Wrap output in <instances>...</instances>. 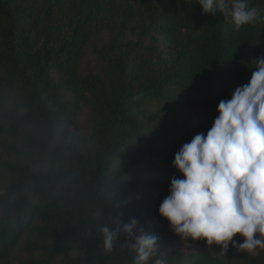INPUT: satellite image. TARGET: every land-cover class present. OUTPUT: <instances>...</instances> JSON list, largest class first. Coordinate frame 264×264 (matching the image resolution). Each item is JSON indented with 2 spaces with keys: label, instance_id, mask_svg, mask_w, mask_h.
<instances>
[{
  "label": "trees",
  "instance_id": "trees-1",
  "mask_svg": "<svg viewBox=\"0 0 264 264\" xmlns=\"http://www.w3.org/2000/svg\"><path fill=\"white\" fill-rule=\"evenodd\" d=\"M193 2L0 0V264H132L127 234L105 252L100 232L132 220L134 234L158 237L165 264H264V250L231 243L177 247L159 214L167 164L264 57V15L235 31ZM102 34L101 71L81 74ZM182 116L205 119L194 132Z\"/></svg>",
  "mask_w": 264,
  "mask_h": 264
},
{
  "label": "clouds",
  "instance_id": "clouds-1",
  "mask_svg": "<svg viewBox=\"0 0 264 264\" xmlns=\"http://www.w3.org/2000/svg\"><path fill=\"white\" fill-rule=\"evenodd\" d=\"M202 14L230 18L235 31L252 25L264 9L248 0H195ZM250 81L221 100L218 115L207 134L198 133L175 153L173 166L182 179L172 178L169 195L159 206L176 235L204 240L227 250L229 243L241 252L264 250V57H257ZM137 222L101 225L105 252H111L120 233L130 238L132 264H165L157 255L158 237L140 229ZM243 238L238 243L233 238Z\"/></svg>",
  "mask_w": 264,
  "mask_h": 264
},
{
  "label": "rangeland",
  "instance_id": "rangeland-1",
  "mask_svg": "<svg viewBox=\"0 0 264 264\" xmlns=\"http://www.w3.org/2000/svg\"><path fill=\"white\" fill-rule=\"evenodd\" d=\"M106 39V34H102L96 39H94L91 44L89 45L86 55L83 58L81 64H80V72L81 74H87L89 72H95L99 73L102 68V62L100 58L97 56L95 52V48L98 46H101L103 41ZM181 119L185 122H187L193 129L194 132L198 130L199 123L201 120L205 119V116H201L200 118H193L188 116H182ZM76 124L78 127V130L82 134H88L91 130V120H90V111L87 108H83L79 115L76 118ZM195 136V133L190 135L184 143L190 142L191 139ZM0 152L3 153L4 150L2 147H0ZM4 159H9V155L4 154ZM16 161L22 162L21 159H16ZM167 178L169 179V184H171L172 178H179L182 179V174L173 166V163L167 164ZM168 232L172 235V242L177 246L181 247L183 249H192L191 246L187 244V240L179 237L176 235L171 227V225H168ZM195 256L192 257L190 260H184L180 264H194L195 263Z\"/></svg>",
  "mask_w": 264,
  "mask_h": 264
}]
</instances>
